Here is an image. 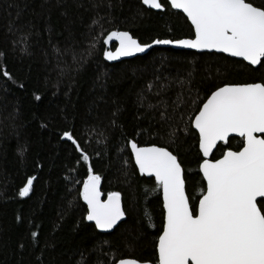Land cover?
<instances>
[{"label":"trees","instance_id":"1","mask_svg":"<svg viewBox=\"0 0 264 264\" xmlns=\"http://www.w3.org/2000/svg\"><path fill=\"white\" fill-rule=\"evenodd\" d=\"M160 2L155 11L142 0H0V264H156L161 189L139 174L130 141L177 155L190 202L198 203L206 183L192 121L218 87L264 82V67L171 47L107 62L111 31L143 44L194 36L185 15ZM241 146L232 137L212 159ZM89 167L105 195L121 193L126 219L110 233L86 219L80 192ZM33 176L29 196L20 197Z\"/></svg>","mask_w":264,"mask_h":264},{"label":"snow or ice","instance_id":"2","mask_svg":"<svg viewBox=\"0 0 264 264\" xmlns=\"http://www.w3.org/2000/svg\"><path fill=\"white\" fill-rule=\"evenodd\" d=\"M142 3L163 8L160 0ZM170 6L186 15L195 39H158L153 43L216 50L242 58L250 66L264 67V7L248 0H170ZM113 40L119 47L104 52L109 60L151 47L126 31L110 32L104 43ZM3 75L9 77L6 70ZM192 126L198 132L199 171L206 182L197 204L186 194L185 170L177 155L168 147H140L129 142L140 173L154 176L163 193L166 214L158 236L157 264H264V82L218 87L199 108ZM233 135L241 138L240 149L229 148L221 158L210 159L218 143L227 144ZM171 136L174 138L175 132ZM63 137L88 161L70 132H64ZM35 179H27L20 197L29 196ZM100 180L89 167L80 196L87 204L86 219L94 221L98 229L109 230L125 212L120 192H109L106 200L101 199ZM31 235L37 237L36 232ZM119 264L140 262L126 258Z\"/></svg>","mask_w":264,"mask_h":264},{"label":"water","instance_id":"3","mask_svg":"<svg viewBox=\"0 0 264 264\" xmlns=\"http://www.w3.org/2000/svg\"><path fill=\"white\" fill-rule=\"evenodd\" d=\"M168 2H169V5H170V0H168ZM143 4V3H142ZM144 5V4H143ZM146 8H149V9H152V10H155V11H161V10H163L164 9V6H163V8L162 9H153V8H151L150 6H148V5H144ZM172 8V7H171ZM173 10H175V11H179V12H181V13H183L182 12V10H178V9H174V8H172ZM184 14V13H183ZM185 15V14H184ZM185 17H186V15H185ZM187 18V17H186ZM189 21V20H188ZM189 23L191 24V22L189 21ZM192 26V25H191ZM193 27V26H192ZM193 30H194V27H193ZM112 32V31H111ZM120 32H125V31H120ZM126 32H128V31H126ZM110 33V32H109ZM108 33V34H109ZM130 33V32H129ZM107 34V35H108ZM107 35H106V37H107ZM130 35L132 36V34L130 33ZM106 37H105V39H106ZM133 38H135L134 36H132ZM104 39V40H105ZM135 39H137V38H135ZM182 39H195V31H194V36L193 37H188V38H180V39H175V40H173V41H176V40H182ZM138 40V39H137ZM155 40H158V39H155ZM154 40V41H155ZM159 40H172V39H159ZM154 41H152V42H150V43H147V44H149V45H151V47L150 48H147L144 52H142V53H136V54H134V55H130V56H122V57H119L118 59H114V60H109V59H107L105 56H104V58H105V60L107 61V62H109V63H115V62H119V61H122V60H125V59H130V58H133V57H135V56H139V55H144V54H146V53H148L152 48H154V47H171V48H173V49H176V50H190V51H195V52H211V53H220V54H224V55H226V56H229V57H232V56H230L229 54H227V53H223V52H219V51H216V50H198V49H192V48H188V47H184V46H178V45H176V44H155V43H153ZM138 42L139 43H141L139 40H138ZM105 44V43H104ZM142 45H143V43H141ZM113 45H114V47H113ZM105 47H106V50L105 51H112V52H115L116 51V49L119 47V42L118 41H116V40H113V41H111L110 43H108V44H105ZM232 58H236V59H239V60H242L243 61V59L242 58H239V57H232ZM244 62H246V61H244ZM246 63H248V62H246ZM253 67H258V66H253ZM215 91V90H214ZM211 95V94H210ZM206 102V101H205ZM203 106V105H202ZM195 130V129H194ZM196 131V130H195ZM197 132V131H196ZM198 133V132H197ZM232 137H238V136H235V135H233ZM232 137H230V138H232ZM65 138V137H64ZM229 138V139H230ZM238 138H240V137H238ZM220 143H218V145H219ZM217 145V146H218ZM146 146H150V145H146ZM146 146H140V147H146ZM156 146H158V145H156ZM158 147H161V146H158ZM217 148V147H216ZM216 148L213 150V152H212V154H211V156H210V159H212V155H213V153L215 152V150H216ZM130 149H131V147H130ZM132 152V151H131ZM133 155V154H132ZM221 158V157H220ZM133 159H134V162H135V158H134V156H133ZM219 159V158H218ZM137 167V166H136ZM183 168V167H182ZM137 169H138V167H137ZM138 172H139V174L141 175V176H145V177H148V178H154L155 179V177L154 176H149V175H147V174H141L140 173V171H139V169H138ZM201 174H202V172H201ZM203 175V174H202ZM206 183V182H205ZM100 191H101V193H102V196H101V199H103V200H106L107 199V195H105L104 194V192H103V190H102V183H101V180H100ZM186 194H187V192H186ZM161 195H162V201H163V193H162V190H161ZM87 205V204H86ZM121 206H122V208H123V210H124V207H123V202H122V197H121ZM125 212V211H124ZM164 213H165V210H164ZM166 214V213H165ZM126 219V214H125V216L117 223V225L114 227V228H112V229H109V230H101V229H98L100 232H102V233H110V232H112L122 221H124ZM90 223H93L94 225H95V222L94 221H89ZM163 231V230H162ZM162 233V232H161ZM157 244H158V241H157ZM157 253H158V249H157ZM123 259H126V258H123ZM134 259V258H133ZM121 260V259H120ZM120 260H118L117 262H116V264H119V261ZM137 260V259H136ZM139 261V260H138ZM140 262V264H152V263H150V262H144V261H139ZM157 264V263H156Z\"/></svg>","mask_w":264,"mask_h":264}]
</instances>
